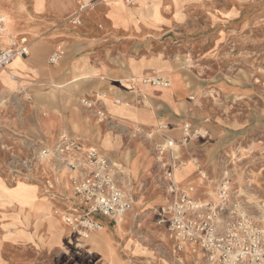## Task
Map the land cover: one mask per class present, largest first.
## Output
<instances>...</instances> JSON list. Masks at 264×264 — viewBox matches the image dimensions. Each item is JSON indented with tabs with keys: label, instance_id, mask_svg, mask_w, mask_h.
Segmentation results:
<instances>
[{
	"label": "rangeland",
	"instance_id": "374dc122",
	"mask_svg": "<svg viewBox=\"0 0 264 264\" xmlns=\"http://www.w3.org/2000/svg\"><path fill=\"white\" fill-rule=\"evenodd\" d=\"M118 1L126 5L123 0ZM146 1L133 0V4H145ZM80 2L0 0V17L6 24L0 37L6 36L11 13L21 24L24 23L23 26L41 23L59 27L79 20ZM162 2L167 7L179 5L183 27L174 36L182 41L183 47L182 57L177 62L194 69L196 75L192 72V76L184 79L188 85H193V90L177 118L141 131L145 145L156 159V170L151 177L152 185L133 186L136 202H142L144 196L161 198V194L165 202L162 167L154 150V146L163 140L162 137L158 139L159 136L167 133L168 127L173 125L179 131L180 122L182 125L188 122L193 128H200V132L206 130L208 133L203 126L207 123L209 137L206 134L179 146L177 159L182 163L174 171V180L180 181L181 171L189 160L191 166L197 168L194 175L199 180L180 189L187 191L192 186V192H199V188H203L198 197H212L217 181L227 171L233 192L242 199L246 211L255 220L264 223V0H162L158 5ZM70 6H73L71 11ZM10 37L18 39L20 36L10 34L8 43ZM18 60L20 57H15V61ZM153 77L139 75L134 82L156 86L150 81H143ZM166 79L169 85L165 88L174 85L173 81ZM23 95L24 110L31 102L32 93L24 92ZM223 121L230 126L222 125ZM218 122L221 125H215ZM235 123H242V142L236 140L227 146L224 142L217 144L214 137L224 136L226 131L234 139L237 131L231 126ZM135 128L139 130L141 126L136 125ZM179 133L182 134L181 130ZM155 137L157 141H153ZM215 143L217 146L214 147ZM35 147L29 143L24 155H15L7 153L6 146H0V162L9 170L5 183L0 181V264H204L203 255L196 247L185 244L174 252L176 241L167 233L158 213L163 202L147 205L143 200V204L138 203V207L120 219L117 225L111 219L95 216L100 220V228L89 237L80 238L65 222L66 214L72 213L79 203L72 188V201L77 202L68 206L66 211L55 209L65 228L63 235L45 238L40 230L33 238L29 232L33 222L27 220L26 212L25 221H20L19 215L24 207L28 213L36 211V206L31 205L34 195L27 191L35 187L30 184L35 169L40 164L54 162L50 157L35 162L34 153L40 146ZM210 148L217 154L212 167L203 163L207 154H211ZM203 173L206 178L201 177ZM115 225L116 230L113 229ZM34 227L36 229L37 224Z\"/></svg>",
	"mask_w": 264,
	"mask_h": 264
},
{
	"label": "crops",
	"instance_id": "0c3cea01",
	"mask_svg": "<svg viewBox=\"0 0 264 264\" xmlns=\"http://www.w3.org/2000/svg\"><path fill=\"white\" fill-rule=\"evenodd\" d=\"M160 1L123 5L118 0H96L93 6L78 12V21L66 22L59 27L41 23L23 26L24 23L11 13L6 36L0 37V49L9 45L10 34L20 36L14 38L16 43L23 34L27 36L28 54L18 56V61L14 58L0 71V105H3L0 108V146H6L7 153L24 155L29 143L34 147L51 148L60 134H67L79 141L83 150H101L124 171V182L133 199V207L128 213L138 207L136 205L143 204V200L147 205L165 204L166 190L165 202L162 194L161 198L144 196L142 202H136V193L132 190L133 186L152 185L151 177L156 170V159L145 145L141 131L175 120L193 90V85H188L184 79L192 76L194 69L177 62L182 57L183 43L174 35L183 27L182 12L179 5L167 7L163 2L158 5ZM59 46L64 54L58 62L50 63L49 55ZM139 75L166 77L174 85L165 88L134 82ZM24 92L32 93V97L23 110ZM82 97L98 100L105 115L98 117L93 109L82 106ZM219 123L215 125H221ZM136 125L141 129L135 128ZM222 125L230 126L225 121ZM175 126L168 127L169 131L158 139L169 137L179 141L180 128L177 131ZM203 126L209 137L207 123ZM231 127L237 131L234 139L226 131L224 136L214 137L217 144L224 142L227 146L236 140L242 142V123ZM154 140L157 141L156 137ZM183 145L174 149L175 158H179V146ZM209 153L203 163L212 167L217 154L214 149ZM190 163L189 160L185 163L177 182L182 189L199 180L194 175L197 168ZM8 172L0 162V181L3 183ZM71 174L65 167L56 169L53 162L40 164L35 169L30 183L35 187L27 191L34 195L31 205L36 206V211L28 213L24 207L19 215L20 221H25L26 212L27 220L33 222L32 227L29 226L33 238L40 230L45 238L63 235L65 228L55 209L66 211L77 202L71 197ZM47 181L52 182L51 187ZM162 182L165 186V181ZM199 189L190 195L198 197L203 188ZM34 224H37L36 229Z\"/></svg>",
	"mask_w": 264,
	"mask_h": 264
},
{
	"label": "built area",
	"instance_id": "2783aa9c",
	"mask_svg": "<svg viewBox=\"0 0 264 264\" xmlns=\"http://www.w3.org/2000/svg\"><path fill=\"white\" fill-rule=\"evenodd\" d=\"M93 1L81 0L79 12L86 10ZM3 26L4 19L0 17V36ZM27 54L26 37H21L18 43L10 37L9 46L0 49V70L15 57ZM63 54L62 47L56 48L50 54L49 62H58ZM153 78L143 81L158 87L169 85L166 78ZM80 103L93 109L98 117L105 115L95 98L82 97ZM180 130L179 141L163 137L154 146L168 197L158 213L160 222L165 223L169 236L176 241L174 252L187 244L201 251L204 264H264V224L246 211L242 199L233 192L227 171L217 181L212 197H194L190 195L192 186L184 191L174 180V171L182 163L174 157V149L207 134L206 130L200 132V128H193L188 122L181 125ZM48 157L54 161L56 169L65 167L72 173L71 188L79 203L72 213L66 214L65 222L79 237L85 239L91 231L100 228V220L95 216L118 222L132 209L133 199L124 182V171L101 150H83L79 141L60 134L53 147L40 146L35 150V162L45 161ZM201 177L206 178V174ZM46 183L48 187L52 186L51 182Z\"/></svg>",
	"mask_w": 264,
	"mask_h": 264
},
{
	"label": "bare ground",
	"instance_id": "6f19581e",
	"mask_svg": "<svg viewBox=\"0 0 264 264\" xmlns=\"http://www.w3.org/2000/svg\"><path fill=\"white\" fill-rule=\"evenodd\" d=\"M179 173V172H178ZM179 176V175H178ZM177 178V177H176ZM120 224V223H119Z\"/></svg>",
	"mask_w": 264,
	"mask_h": 264
}]
</instances>
